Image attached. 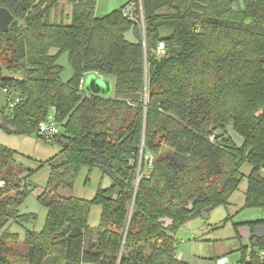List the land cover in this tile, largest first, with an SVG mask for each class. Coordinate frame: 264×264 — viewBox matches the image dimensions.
<instances>
[{
    "label": "trees",
    "instance_id": "16d2710c",
    "mask_svg": "<svg viewBox=\"0 0 264 264\" xmlns=\"http://www.w3.org/2000/svg\"><path fill=\"white\" fill-rule=\"evenodd\" d=\"M60 1L0 0L15 17L0 33V91L19 99L0 108V128L40 137L53 111L62 130L51 143L63 147L37 197L45 224L27 232L28 252L16 259L8 257L7 242L19 239L10 223L38 216H19L33 194L31 172L23 178L29 170L0 147V264H187L176 255L178 230L205 208L227 205L246 164L247 205L264 207V0H127L103 18L96 0H65L70 23H51ZM132 27L138 45L124 38ZM65 53L67 83L56 66ZM86 75L114 77L113 92L85 91ZM232 124L242 149L227 134ZM84 168L111 185L91 201L64 199L60 188L73 190ZM93 206L101 208L96 240ZM249 240L264 248V239ZM248 249L237 264H261Z\"/></svg>",
    "mask_w": 264,
    "mask_h": 264
},
{
    "label": "rangeland",
    "instance_id": "374dc122",
    "mask_svg": "<svg viewBox=\"0 0 264 264\" xmlns=\"http://www.w3.org/2000/svg\"><path fill=\"white\" fill-rule=\"evenodd\" d=\"M127 3V0H96L95 15L103 18L119 11ZM72 6L65 0H61L50 14L51 23L69 24L71 20ZM24 72L17 73V78L21 80ZM90 76L86 75L82 80V89H87L86 83ZM97 81L104 79L94 75ZM112 86L115 85V78L108 80ZM113 92V90H112ZM113 97V95L111 96ZM9 96L0 91V108L10 110ZM53 113V111L51 112ZM114 127H119L120 122H115ZM62 130L61 126H58ZM0 147L11 150L16 155L18 162L29 171L25 179L29 177V183L33 186V193L39 195L45 189L49 177L50 161L61 157L63 147L60 143H48L37 135L10 134L0 128ZM251 167L246 164L242 168L244 178L237 191L231 196L229 203L225 206L213 208L208 214V219L195 218L183 225L176 234V255L187 264H217L222 255L229 259L228 264H236L242 260L241 248L248 247L249 251L254 249L259 252V247L253 246L249 239H244L241 233L243 224H254L264 221V207L248 206L246 202L247 177ZM111 181L108 177H103L98 170L89 173L87 168L82 169L76 181L74 198L89 200L91 194L99 187L108 188ZM16 191H12L10 196H14ZM100 207L95 206L90 214L89 224L95 227L99 224ZM47 209H41L38 219L34 223L16 224L10 223L9 230L19 236L18 240L7 242L9 251L8 257L16 259L18 255L24 256L28 252L26 241L27 232H39L46 221ZM241 226V227H240ZM240 227V228H239ZM92 232V237L97 238V232ZM147 249V248H146ZM148 250V249H147Z\"/></svg>",
    "mask_w": 264,
    "mask_h": 264
},
{
    "label": "water",
    "instance_id": "95a60500",
    "mask_svg": "<svg viewBox=\"0 0 264 264\" xmlns=\"http://www.w3.org/2000/svg\"><path fill=\"white\" fill-rule=\"evenodd\" d=\"M14 15L8 10L7 8L0 7V33H6L10 30L14 22ZM125 40L132 45L140 44V41L135 36V29L134 27L131 28L130 31L124 34ZM261 62L264 63V58L261 59ZM56 66L61 67L64 69V72L60 75V79L67 83L73 78V70L69 63V54L65 53L57 62ZM87 89L93 91L94 93H103L105 95H110L112 92V84L109 81H97L95 76H90L86 83ZM229 138L232 140L236 148L242 149L245 145V140L235 131L234 125H230L226 129ZM28 174H23V178H26ZM59 194L64 199H71L72 198V190L62 186L59 190ZM41 204L38 202V199L33 195L29 196L26 201L20 206L18 209L19 216H38L41 210ZM213 209V206H209L205 208L202 212V217L208 219L209 212ZM165 222L167 225L172 224V220L166 219ZM243 233L246 237H254L256 239H264V225L256 226L253 230L249 228H245ZM228 258H222L218 261L217 264H228Z\"/></svg>",
    "mask_w": 264,
    "mask_h": 264
},
{
    "label": "built area",
    "instance_id": "2783aa9c",
    "mask_svg": "<svg viewBox=\"0 0 264 264\" xmlns=\"http://www.w3.org/2000/svg\"><path fill=\"white\" fill-rule=\"evenodd\" d=\"M131 15V9H127L125 11V16L128 17ZM5 94L10 96L11 100L9 102L10 108H14L15 105L19 102V99L15 95V93H12L10 89H5L4 90ZM59 125L56 123L54 119V114L50 113L49 116L45 121H43L40 126H39V136L40 138L44 139L48 143H51L53 139L55 138L56 135L60 133V128L58 127ZM260 176L264 179V166H262L260 170ZM5 183L3 181H0V187H4ZM251 251V250H250ZM248 250V258H249V252ZM256 256L258 260L260 261L261 264H264V248H261L258 253H256ZM237 264V263H236Z\"/></svg>",
    "mask_w": 264,
    "mask_h": 264
},
{
    "label": "crops",
    "instance_id": "0c3cea01",
    "mask_svg": "<svg viewBox=\"0 0 264 264\" xmlns=\"http://www.w3.org/2000/svg\"><path fill=\"white\" fill-rule=\"evenodd\" d=\"M75 185H76V183H75ZM74 191H75V186H74V188H73V190H72V198H74ZM34 197H38V195L37 194H35V193H33L32 194ZM94 196H95V192H93L92 194H91V199H89L88 201H91L93 198H94ZM80 199H82V198H80ZM86 200V199H85ZM95 206H93L92 207V209H91V212H92V210H93V208H94ZM41 209H42V207H41ZM100 211H101V208H100ZM40 212H41V210H40ZM91 212H90V214H91ZM40 214V213H39ZM31 216V215H30ZM39 216V215H38ZM100 216H101V212H100ZM89 219H90V215H89ZM99 222H100V219H99ZM90 222H89V220H88V227H89V229L91 230V231H93V232H95V234H96V232H97V229H98V227H99V224L96 226L95 225V227H93V226H90V224H89ZM262 226V225H261ZM245 228H248V227H244V228H241V230H240V232L241 233H243V231H244V229ZM250 229V228H249ZM42 230V229H41ZM40 230V231H41ZM251 230V229H250ZM253 230V229H252ZM244 239H250V238H248V237H246V235L243 237ZM97 239V238H96ZM95 239V240H96ZM225 257H227L226 255H222L221 257H220V259H222V258H225ZM178 259H179V257H178ZM220 259H218V260H220ZM229 260V259H228ZM228 263H229V261H228Z\"/></svg>",
    "mask_w": 264,
    "mask_h": 264
}]
</instances>
